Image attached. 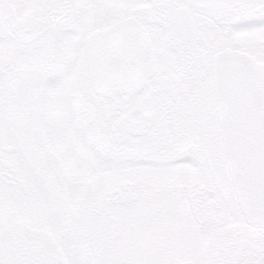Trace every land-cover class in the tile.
Returning a JSON list of instances; mask_svg holds the SVG:
<instances>
[{"label": "snow or ice", "instance_id": "snow-or-ice-1", "mask_svg": "<svg viewBox=\"0 0 264 264\" xmlns=\"http://www.w3.org/2000/svg\"><path fill=\"white\" fill-rule=\"evenodd\" d=\"M0 264H264V0H0Z\"/></svg>", "mask_w": 264, "mask_h": 264}]
</instances>
